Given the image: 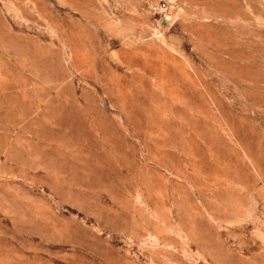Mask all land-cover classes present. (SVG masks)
Wrapping results in <instances>:
<instances>
[{
  "label": "rangeland",
  "instance_id": "obj_1",
  "mask_svg": "<svg viewBox=\"0 0 264 264\" xmlns=\"http://www.w3.org/2000/svg\"><path fill=\"white\" fill-rule=\"evenodd\" d=\"M0 264H264V0H0Z\"/></svg>",
  "mask_w": 264,
  "mask_h": 264
}]
</instances>
